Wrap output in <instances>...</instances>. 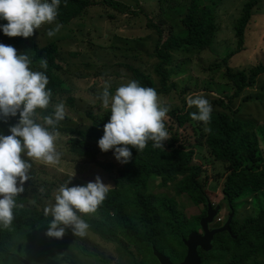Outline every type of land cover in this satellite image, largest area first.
<instances>
[{"label": "rangeland", "instance_id": "374dc122", "mask_svg": "<svg viewBox=\"0 0 264 264\" xmlns=\"http://www.w3.org/2000/svg\"><path fill=\"white\" fill-rule=\"evenodd\" d=\"M90 1L92 5L82 16L74 18L66 25L61 24L57 19L52 24L45 23L33 35L34 39L42 45L51 41L58 42L60 49L58 61L68 75L65 78L68 85L52 91L48 109H38V122L42 123V117L50 114L56 103L63 101L66 116L59 122V127L97 131L98 127H95L93 120L88 117L89 114L104 124L106 114L109 112V109L103 108L101 101L96 98L97 95L102 92L105 81L111 84L110 92L114 94L118 86L134 80L132 73L122 67V65L131 64L153 81L160 100L170 106V111L164 121L170 134V140L171 136L176 134L179 137L177 145H187L188 149L196 151L193 164L201 167L202 180L207 182L205 193L209 202L213 207L220 205L219 214L225 218L231 212L232 218L236 219L237 226L245 223L248 219L244 218L255 215L259 199L256 195L247 193L236 199L233 207L230 204V210L223 200L222 179L219 177L225 172V164L211 160L205 145L197 143L198 132L194 131L191 123H187L185 127H178L170 114L173 110L196 112L195 107L187 106L186 96L202 93L212 104V114L234 113L241 108L239 116L242 119L255 120L258 129L264 128V89H261L262 86L264 88V76L259 78V86L246 90L238 99L229 104L230 111H225L214 103L228 96L226 94L231 96L235 93L233 85L226 79L227 66L223 64V59L228 53L238 49L234 26L246 0H222L220 14L223 29L217 35L213 47L207 51L184 47L180 51L169 53L167 63L161 70L166 77L164 81L157 72L162 62L155 56V48L160 38L166 40L171 32L178 34L183 30L182 19L187 14L190 1ZM259 2V6L254 9L253 21L245 33L244 49L231 60L230 66L233 72L248 71L264 65V0H259ZM57 23L62 25L59 32L51 38L48 37V30L55 28ZM250 97L254 98L252 100L254 102L247 103L249 101L247 98ZM255 98H260V100ZM224 100L226 103L229 102ZM244 103L246 106L242 108ZM56 132L59 133L55 143L57 151L61 154L60 162L48 165L42 161H34L37 177L33 180V184L26 181L23 185L26 192L22 197L26 200V205L43 210L49 203H54L58 188L68 181H70L68 186L72 187L87 184L99 176L104 184L111 186L109 189L115 186L114 179L118 175L115 168L112 172H107L96 163L72 153L69 150V139L71 138L69 134H64L60 130ZM258 139L264 150V135L258 134ZM170 140L164 142L165 149H169ZM102 160L119 163L114 156ZM175 183L169 182L163 188L159 185L158 178L151 179L147 193H167L174 198L180 212L187 218L200 215L203 206L193 204L188 195L176 194ZM41 188L44 189L43 192L40 191ZM261 198L263 200L260 199V202L264 203V197L261 196ZM77 214L87 220L89 227L85 235H76L79 242L67 232L62 239H57L67 246V252H64V255L74 254L75 257L83 260V264H93L92 261L95 259L82 253L78 246L81 244L89 252L108 260L109 264H135L140 260L143 264H156L148 247L143 246V254L137 253L133 246L129 248L130 250L124 251L119 242L109 239L111 234L109 237L107 235L102 237L94 232L93 217H97L96 212L88 215ZM161 227L157 224L158 231ZM119 237L124 240L121 235ZM50 239L52 238L36 232H31L29 238L26 239L21 236L15 237L9 244L10 252L16 255V261H13V264H45L47 262L56 264V260H50L48 257H58L62 251L56 248ZM157 239L158 234L155 235L154 240L158 242ZM157 247L161 254L164 253L162 249L166 247V244L163 242ZM45 248L49 256L45 254Z\"/></svg>", "mask_w": 264, "mask_h": 264}, {"label": "trees", "instance_id": "16d2710c", "mask_svg": "<svg viewBox=\"0 0 264 264\" xmlns=\"http://www.w3.org/2000/svg\"><path fill=\"white\" fill-rule=\"evenodd\" d=\"M189 1L187 14L182 19L183 30L178 34L171 32L166 40L160 38L155 48V56L162 62L157 72L162 76L163 81L166 77L161 70L167 63L169 53L180 51L184 47L197 48L199 51L210 50L216 42L217 35L223 29L220 14L222 0ZM259 3V0H246L234 26L238 49L228 53L223 59V64L227 66L226 79L235 90L233 95L226 94L228 96H224L221 101L214 102L225 111H230L229 104L246 90L259 86V78L264 76V65L243 72H233L230 66L231 60L244 49L245 33L253 21L254 9L259 6ZM91 5L90 0H60L57 20L66 25L74 18L82 16ZM6 23L7 21L0 20V25ZM0 43L13 46L18 55L27 54L31 60L30 68L34 71H43L47 75L49 80L47 88L51 91L68 85L65 79L68 75L58 61L60 49L57 41L42 45L33 36L27 39L10 38L0 30ZM135 46L137 48L136 43ZM41 59L47 60L46 70L40 67ZM122 67L130 71L133 79L141 86L155 89L153 81L138 68L131 64H125ZM262 87L261 89H264ZM224 99L229 102L226 103ZM247 99L251 101L247 103L254 102L252 97ZM255 99L260 100V98ZM244 106L246 103L242 105V108ZM240 111L241 108L234 113L211 114V121L208 124L192 120L190 111L173 110L170 115L178 127H185L187 123H191L194 131L198 132L197 143L205 145L211 160L225 164V172L219 177L222 179L221 194L227 204H232L233 207V202L247 193H252L259 199L255 215L244 218L248 220L234 230L237 235L236 243L240 242L243 249L239 251L228 243L223 245V242L219 241L221 236L218 234L217 242L213 250L209 252L210 255L219 264H264V203L260 202V199L263 200L261 196L264 197V150L258 139V134L264 135V128L258 129L255 120L242 119L239 116ZM109 116L110 111L106 114V123ZM88 117L93 120L95 127H98L97 131L78 130L71 127H59V125L54 131L60 130L64 134H69L71 137L69 150L72 153L96 163L107 172H112L114 168L117 171L118 175L114 179L115 186L109 189L106 199L97 208V217L92 216L95 221L94 232L102 237H105L104 235L109 237L111 234L109 239L119 242L124 251L130 250L129 248L133 246L137 253L143 254V246L150 250L151 245L157 248L156 244H162L168 232L174 236L184 235L188 224L183 219H201L205 216L208 198L205 193L207 182L202 180L201 167L193 164L196 153L194 149H188L187 145H177L179 137L175 134L171 136L169 149L155 148L149 141L142 151L129 146L132 157L126 164L103 161V158L114 156V150L105 153L98 147V141L104 134L103 128L106 123H100L90 114ZM18 119L19 115L6 120L0 118V134L9 135V128L15 125ZM206 128L210 130L206 131ZM30 162L32 168L28 182L33 184V180L37 177V168L34 161ZM154 178L160 180L159 185L163 188L169 182H176L175 193L188 195L193 204L203 206L201 214L187 218L180 212L174 198L167 193H147L149 182ZM25 192L24 190L17 197L18 206L14 209L11 227L0 226V264H13V261H16V255H13L9 248V244L15 237L21 236L26 239L31 232L45 236L52 219L51 215L45 216L43 210L26 205L27 202L22 197ZM157 224L162 226L159 231ZM66 232L76 241H80L72 230L66 229ZM156 234H158V242L154 240ZM119 235L124 237V240H121ZM50 240L62 251L58 257H52L49 256L46 250L49 247L46 246L44 252L50 260H56V264H83V260L75 257L74 254H63L67 252L65 243L53 238ZM78 246L83 254L95 259L92 261L93 264H109L108 260L89 252L85 246L81 244ZM150 255L153 257L151 251ZM135 264H143V261H136Z\"/></svg>", "mask_w": 264, "mask_h": 264}, {"label": "clouds", "instance_id": "9594fccd", "mask_svg": "<svg viewBox=\"0 0 264 264\" xmlns=\"http://www.w3.org/2000/svg\"><path fill=\"white\" fill-rule=\"evenodd\" d=\"M59 6L60 0H0V20L7 21L0 25V30L10 38L32 37L43 24L56 21ZM61 27L57 23L47 36H55ZM30 64L27 54L18 55L13 46L0 43V118L6 120L19 115L18 122L9 128L10 134H0V226L3 228H10L13 223L17 197L30 179V161L54 165L61 159L55 143L59 133L54 129L64 120L66 107L63 101L56 103L53 111L42 117L43 122H38L37 110L48 109L52 91L47 88L49 80L45 72L32 70ZM39 64L47 69V60L41 59ZM110 89L111 84L105 81L96 97L110 111L104 134L98 141L101 152L114 150L115 159L126 164L132 157L129 146L142 151L151 141L153 147L163 148L164 142L170 140L164 123L170 106L160 100L156 90L141 86L136 80L121 84L114 94ZM186 103L189 108L197 109L190 114L192 120L210 123L212 104L204 94H189ZM69 182L60 185L54 203L43 209L45 216L52 217L46 232L49 238L62 239L68 228L74 235H85L89 225L77 213H95L111 187L99 176L86 185L69 187ZM208 202L207 198L206 211ZM216 206L211 204L212 209ZM220 209L213 218L216 223L231 214L225 218L219 214ZM218 217L222 218L219 222Z\"/></svg>", "mask_w": 264, "mask_h": 264}, {"label": "flooded vegetation", "instance_id": "af4514ba", "mask_svg": "<svg viewBox=\"0 0 264 264\" xmlns=\"http://www.w3.org/2000/svg\"><path fill=\"white\" fill-rule=\"evenodd\" d=\"M187 222L188 227L185 231L186 233L184 235L178 234L177 236H174L170 232H168V237L163 238V242H165L166 247L163 250L164 253H161L162 255L166 256L173 264H179L184 260V257L187 253V247L185 245V241L187 240L190 233L197 234L196 238H201L205 235V232L219 229L225 225V223L228 221V219H223L221 222L216 223L214 222V219L211 220V222H208L206 224V230L201 224L202 219H183ZM239 226L236 224V219H230L228 223V228L231 229L230 231H223L220 233H216L212 236L210 240L211 249L209 251L203 250L200 246L196 247V252L200 258V264H219L214 260V257L210 255V251L213 250L214 245L216 244V235L220 234L221 238L219 241H222L223 245L231 244V247L237 248L239 251L243 249L240 242L236 243L237 235H235L234 230H237ZM218 236V237H219ZM233 239V240H232ZM159 245L158 243L156 244ZM151 253L153 255V259L155 260L156 264H161L157 257L154 255V251H158V247L155 248L153 245L150 246ZM157 249V250H156ZM160 253V252H159ZM166 254V255H165ZM217 255V254H215ZM254 262V261H253Z\"/></svg>", "mask_w": 264, "mask_h": 264}, {"label": "water", "instance_id": "95a60500", "mask_svg": "<svg viewBox=\"0 0 264 264\" xmlns=\"http://www.w3.org/2000/svg\"><path fill=\"white\" fill-rule=\"evenodd\" d=\"M219 206L217 205L214 209L211 208V203H207V211L206 215L202 217L201 224L206 230V224L211 222L214 216L217 214L219 210ZM232 218V213L228 216V221L225 225L219 229H214L211 231H206L205 235L201 238H196L197 234L190 233L187 240L185 241V245L187 247V253L184 257V260L179 264H200V258L196 252V247L200 246L203 250L209 251L211 249L210 240L212 236L216 233H220L223 231H230L231 229L228 228L229 220ZM154 255L157 257L161 264H173L166 256L160 254L157 251H154Z\"/></svg>", "mask_w": 264, "mask_h": 264}, {"label": "built area", "instance_id": "2783aa9c", "mask_svg": "<svg viewBox=\"0 0 264 264\" xmlns=\"http://www.w3.org/2000/svg\"><path fill=\"white\" fill-rule=\"evenodd\" d=\"M221 219H222L221 217H218L216 220H217V222H219V221H221Z\"/></svg>", "mask_w": 264, "mask_h": 264}]
</instances>
